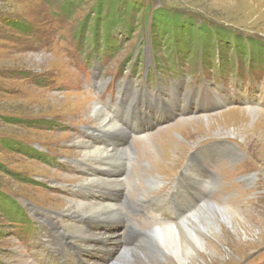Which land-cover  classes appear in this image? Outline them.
<instances>
[{
  "label": "rangeland",
  "instance_id": "374dc122",
  "mask_svg": "<svg viewBox=\"0 0 264 264\" xmlns=\"http://www.w3.org/2000/svg\"><path fill=\"white\" fill-rule=\"evenodd\" d=\"M67 1L0 0V166L4 167L0 170V192L14 201L17 197L25 206L29 204L31 212L38 213L36 208H41L44 217L54 222L42 226L41 236L31 238L0 214V264H35L43 233L50 232L56 220L72 222L68 213L55 216L49 211L64 212L70 205L76 215L78 206L69 200L81 195L49 188L44 181L53 177L62 184L78 185L80 172L72 174L71 170L80 166L73 167L62 158L75 159L86 151L87 138L79 127L98 129L96 104L106 112L103 129L111 125L108 116L112 112L106 107L119 91L117 85L121 82L123 90L131 91L142 82L145 60L149 65L147 81L151 80L155 72L153 52L167 58L165 61L173 60L175 67L190 74L194 82L207 86L211 77L216 81L212 90L225 88L245 98L238 99L237 107L222 112L199 114L197 109L172 127L134 133L136 159L130 170L135 175L130 174L129 180L134 188L128 197L135 207L129 212L134 228H171L169 223L175 224L183 207L176 202L189 206L184 189L170 200L173 180L189 151L205 138L230 139L241 150L231 149L227 160L222 157L212 161L216 176L211 178L215 186L211 199L213 206L240 213L241 219L231 228L220 225L224 233L221 227L217 232L224 234L226 242L212 236L220 250L204 253L194 264H264V133L255 134L249 124L254 123L253 117L248 118L250 110L264 116V0H106L108 6L117 2V15L104 20L91 13L98 0H71L76 10L66 5ZM70 10L74 11L72 16L66 14ZM87 15L91 22L88 33L81 35L80 47L74 34H78ZM19 24L21 27H17ZM93 24L100 27L96 34ZM110 37L108 45L101 48L102 40ZM98 38V59L84 60ZM249 98H254L251 105ZM257 116L264 130L263 116ZM246 117L247 123H242ZM158 137H165V141L159 139L165 145L157 142ZM28 151H33L32 157L26 154ZM144 162L149 163L144 166ZM83 167L80 169L85 170ZM120 171L125 174L126 169ZM96 176L107 180L99 173ZM150 179L158 181L159 186L146 192ZM127 191H121L122 195ZM159 214L169 223L161 221ZM81 217L79 213L77 218ZM149 222L154 225L147 226ZM126 223V219L116 222V232V227L101 222V231H109V242L101 248L87 247L80 257L88 264H109L122 248L132 247L127 244ZM78 226L83 229L84 223ZM135 246L139 249L136 254L146 253L139 248L143 246L141 241ZM157 247L162 251L159 243ZM157 259L152 262L178 264L169 255Z\"/></svg>",
  "mask_w": 264,
  "mask_h": 264
},
{
  "label": "bare ground",
  "instance_id": "6f19581e",
  "mask_svg": "<svg viewBox=\"0 0 264 264\" xmlns=\"http://www.w3.org/2000/svg\"><path fill=\"white\" fill-rule=\"evenodd\" d=\"M253 103L252 100L249 101L251 105ZM98 113L102 112L99 108H94ZM95 111V114H96ZM98 116V114H96ZM249 119L253 117L254 123H249L255 130V134L264 133V130L261 128L260 118L257 115L263 116L260 112L256 110H250L248 112ZM248 118L246 117V121L242 123H247ZM264 119V116L262 117ZM179 122V124H182ZM250 126V125H249ZM251 127V128H252ZM263 127V126H262ZM250 129V128H249ZM259 133V134H260ZM263 135V134H262ZM82 143V142H81ZM83 144V143H82ZM86 144V143H85ZM86 146V153L88 154H96L95 150H92V147L88 144ZM122 150V149H121ZM80 155V154H79ZM97 172L94 173L95 178L102 179L101 177H97ZM102 176V175H101ZM103 177V176H102ZM105 178V177H104ZM108 181L112 180L110 178H105ZM114 181H119L118 178L113 179ZM123 184H121V187ZM128 192V191H127ZM113 200L111 202H101L99 206H94V208L85 209V204L77 203L78 210H76V217L79 216V213L83 215H91V212H96L97 214H101L105 208L109 209V214H111V219H122L125 217L123 214V210L121 209V204L119 203V199L122 196V192L119 190L115 193H111ZM116 201V203L114 202ZM211 203V202H210ZM101 207V208H100ZM198 209V210H197ZM232 209V208H231ZM189 217L178 216L180 220L175 221V224L169 223V219L163 214H159L164 223H169L171 228H167V225L164 227L156 226V231H143V232H133L129 227L131 224L127 222L126 232L129 234L128 238L133 244L136 241H141L146 246L145 252L143 255L136 254L134 252V247H129L128 249L123 248L121 251L116 253L117 256L115 259L109 264H154L153 260H158L159 256H171V259L177 262L178 264H194L199 259H202V255L204 253L212 254L211 251L216 254L217 244L212 242L211 238H215L216 240H220V243L226 242L224 240V234L219 235L217 232L218 228H222L220 225H227L228 227H234L235 220L241 219L240 213L236 214L234 212H226L219 208L213 206V204H205L202 207L193 208L191 210ZM242 213V212H241ZM92 216V215H91ZM80 218V222L84 223V228H80L78 225L70 228L65 231V228L62 230H57L56 235L53 237H49L48 241L43 243V254L39 257L38 262L35 264H66L65 262V251L66 247L69 245L66 238L75 239L80 236L82 243L84 242L87 246L95 245L99 248L104 247L109 242V231L108 234L104 233L102 227L98 223H93L90 219ZM79 222V223H80ZM152 222V221H151ZM151 222L147 224L150 225ZM154 224H151L153 226ZM107 226V225H106ZM109 226L116 227V232H118V227L116 222L111 221ZM195 228L198 229L195 231ZM224 233V228H222ZM60 231V233L58 232ZM64 231V233H63ZM63 233V234H62ZM62 234V235H61ZM112 236V235H111ZM111 238V237H110ZM154 241L157 242L162 247V251L156 248L154 245ZM117 244V243H116ZM154 246V248H153ZM115 248V247H114ZM151 248V250H150ZM98 250V249H97ZM107 250V249H105ZM102 251V250H101ZM110 251V250H109ZM142 251V250H141ZM147 251H152L150 254ZM80 251H77L79 253ZM211 252V253H209ZM138 253V252H137ZM164 255V256H163ZM218 255V254H217ZM31 263V262H30ZM156 264V263H155Z\"/></svg>",
  "mask_w": 264,
  "mask_h": 264
},
{
  "label": "trees",
  "instance_id": "16d2710c",
  "mask_svg": "<svg viewBox=\"0 0 264 264\" xmlns=\"http://www.w3.org/2000/svg\"><path fill=\"white\" fill-rule=\"evenodd\" d=\"M68 4L73 5V1L68 0L67 1ZM70 2V3H69ZM73 2V3H72ZM117 2H112L109 6L106 0H98L96 7L94 9V11H92L91 13L95 14V17L97 15L98 18L101 19H109V17H114V15H117ZM73 7L75 8L74 10L77 9V7L75 5H73ZM66 8H69L68 6H66ZM66 12V11H65ZM69 13V14H68ZM74 13V11H69L66 14L67 15H71ZM87 18L85 19V21L81 24V27L78 29V34H74L75 39L79 42L80 47H82V33H88V28H89V23L91 22V18L88 17L89 15L86 16ZM17 27H21V24L17 25ZM100 29L99 26L94 25L92 26V30L94 31V33L96 34V32ZM93 35V33H92ZM111 37L106 39L104 38L102 40L103 45L102 47H106L108 45V43L110 42ZM101 41V38H98L97 43L93 42L92 45H90L89 48V53L90 55L88 56L89 58H93L94 56H97L99 50L101 49L99 47V43ZM80 47H78V50H80ZM29 148V147H28ZM32 148V147H31ZM33 149V148H32ZM32 152L33 151H28L26 152L27 155H29L30 157H32ZM4 167L0 166V170H3ZM0 214H2V216L4 217V219H6V221H8L9 223H12V221H17L18 223H20L21 225H23L25 222L24 220H19L18 215L22 214L23 217H25L24 213H23V208L20 204H18L16 201H14L12 199V197H10L9 195H5L3 193L0 192Z\"/></svg>",
  "mask_w": 264,
  "mask_h": 264
},
{
  "label": "flooded vegetation",
  "instance_id": "af4514ba",
  "mask_svg": "<svg viewBox=\"0 0 264 264\" xmlns=\"http://www.w3.org/2000/svg\"><path fill=\"white\" fill-rule=\"evenodd\" d=\"M159 83L160 82L157 81L156 87L158 86ZM146 90L147 89H146V85L145 84L142 85L141 89L137 90V94H138L137 96H138L139 99H140L142 93L145 92ZM126 145H127V147L121 148L122 150L120 149V150H118V152L114 153L113 157L117 161L124 162L125 160H129L132 157V155H133V147L130 146L129 144H126ZM200 166H201L200 170L202 172H204L205 174H209L210 175V171H211L212 167H208V165L205 162H201ZM82 179H81V181H82ZM203 190H204V195H203V197L196 198L197 202L202 204V205H205V204L211 205L212 204L211 197H212V195L214 193V188L211 186L210 182H206V180H205V185L203 186ZM43 214L44 213H42V212H38L37 215L35 216V220L34 221L36 222V226L39 229H40L41 225L46 223V222L52 223V221L49 218H45Z\"/></svg>",
  "mask_w": 264,
  "mask_h": 264
}]
</instances>
